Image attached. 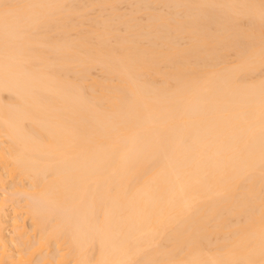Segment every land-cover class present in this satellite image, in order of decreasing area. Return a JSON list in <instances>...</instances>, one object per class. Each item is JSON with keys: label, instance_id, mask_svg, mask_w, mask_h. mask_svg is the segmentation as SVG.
Returning a JSON list of instances; mask_svg holds the SVG:
<instances>
[{"label": "bare ground", "instance_id": "1", "mask_svg": "<svg viewBox=\"0 0 264 264\" xmlns=\"http://www.w3.org/2000/svg\"><path fill=\"white\" fill-rule=\"evenodd\" d=\"M0 264H264V0H0Z\"/></svg>", "mask_w": 264, "mask_h": 264}, {"label": "rangeland", "instance_id": "2", "mask_svg": "<svg viewBox=\"0 0 264 264\" xmlns=\"http://www.w3.org/2000/svg\"><path fill=\"white\" fill-rule=\"evenodd\" d=\"M93 74H97V71H96V70H94V71H93Z\"/></svg>", "mask_w": 264, "mask_h": 264}]
</instances>
